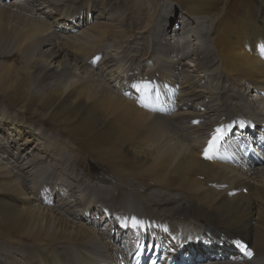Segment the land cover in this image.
<instances>
[{
    "label": "bare ground",
    "instance_id": "1",
    "mask_svg": "<svg viewBox=\"0 0 264 264\" xmlns=\"http://www.w3.org/2000/svg\"><path fill=\"white\" fill-rule=\"evenodd\" d=\"M263 1L243 0L235 8V0H0V47L17 42L25 61L21 68L0 62V101L13 111H0V131L6 123L11 130L0 132V238L44 231L39 245L47 238L61 245L50 264H119L118 253L125 262L121 245L112 243L123 234L98 212L100 203L161 223L171 236L163 228L153 232L157 240L172 243L173 251L198 253L207 264H231L224 237H239L254 250L251 260L235 264H264V142L258 140L264 139ZM84 10L96 12L94 22L86 15L80 21ZM60 32L70 33L68 45L55 41ZM136 36L141 43L131 54ZM98 53L102 59L93 67L87 61ZM137 76L155 77L167 105L175 92L176 113L144 110L122 97L119 90ZM16 115L48 121L69 135L92 132V142L112 146L110 154L82 172L71 139L61 153L56 138L47 147L33 136L20 141ZM221 118L245 120L248 129L227 147L241 141L257 162L233 150L230 163L216 151L205 158V138ZM195 119L201 120L196 126ZM161 132L169 134L167 141H160ZM35 134L46 136L41 126ZM44 163L48 167L36 169ZM57 165L64 166L60 173ZM56 173L63 178L47 183L55 204L46 206L41 194L48 189L38 182ZM33 198L40 204L30 205ZM95 214L103 219L94 222ZM205 230L212 236L199 233ZM192 232L197 242L185 243ZM34 253L38 264H47ZM5 255L0 264H15L14 255Z\"/></svg>",
    "mask_w": 264,
    "mask_h": 264
},
{
    "label": "rangeland",
    "instance_id": "2",
    "mask_svg": "<svg viewBox=\"0 0 264 264\" xmlns=\"http://www.w3.org/2000/svg\"><path fill=\"white\" fill-rule=\"evenodd\" d=\"M241 1H243V0H235V8L237 6H239ZM244 1L255 2V0H244ZM263 3H264V1H263ZM232 11H233V14H234L235 9L232 8ZM180 13L181 12L179 10H177L174 13L173 21L178 20V18L180 16L179 15ZM42 16H40L41 17L40 20H44V17L42 18ZM97 16L98 15L96 14V12H94L93 13V18H92L91 21L94 22L95 18ZM85 19H86V16H85ZM173 23L176 24L175 22H173ZM90 24H92V23H90ZM69 34L70 33L60 32L59 38H55L56 39L55 41L65 43V42L68 41V37L67 36ZM134 35H135V32H134L133 36ZM139 36H136L137 39L134 40L131 43V45H130V48H129L128 52L132 51L131 54L135 53L137 47L139 48L138 43L139 44L141 43V39L139 38ZM138 38H139V40H138ZM65 44H67V43H65ZM17 47H18L17 42H13V41L9 42L8 44H6L4 46H1L0 47V52H1V54H0L1 55L0 56V62L12 63L13 65H15V66H17L19 68H21L22 66L24 67L25 61H24L22 55L18 53L19 51H17ZM185 61L187 63L191 64L189 60L188 61L185 60ZM146 67L147 68H151V66H146ZM146 67L142 68V71H143V69L145 71L147 69ZM143 72H142V74H143ZM144 74H145V72H144ZM202 75H204V74L202 73ZM94 79L95 80L93 81V83L95 85L100 83L99 85L101 86L102 83L99 82L101 80V78L99 79L98 77H94ZM66 81L67 80L62 81V83L64 84V83H66ZM1 110H3L4 113H12L13 112L12 109L11 108L8 109V107H6V105L3 104L2 101H0V111ZM3 111H1V112H3ZM190 111H192V110H189V112ZM178 112L181 113L183 111H178ZM175 113H173L172 115H174ZM16 118L20 122H18V125H13V126H16V127L19 126L18 130L22 133V136H20L19 138L17 137V138L20 141L23 140L24 138H27V137H28V139H31L32 138L31 136H33L34 138H37V141L39 139V143H41L40 146L47 147V146L54 145L53 143H55V142H53V141H54V138H56L57 142H60V145L57 147V153L58 152L61 153V151H63L66 148L65 141L71 139L69 141L71 143L70 144L68 143V145H69V147L71 146L72 148H74L75 150L77 149L80 152L79 153L80 154V160H81V168H80V170L81 169L84 170L82 172H87L86 171L87 167L91 163H93V161H94V163H97V164H100L101 162L105 163V161L102 160L104 158V155L110 154L109 151L112 148V146L110 147V146H106V145H103V144L98 143V142H92V138H93L92 136L94 135L92 132H88V133H73V134L69 135V133L65 134L64 132L57 131L55 129V127L51 126L52 125L51 123L49 124L48 121H46L44 123L43 121L42 122L39 121V120L36 121V119H34V118L31 119L30 121H23V120H21L22 118L19 115H16ZM44 119H46V118H44ZM40 126H41V129H43L46 132V136H44L45 137L44 139H41L37 134H35V130L40 128ZM9 127H10V124L6 123L5 124V128L2 129L0 132L10 133L11 130H9ZM14 133L15 132H13V134ZM16 134H17V132H16ZM160 135H161L160 136L161 137V140H160L161 142L167 141V139L169 137V134L167 132H161ZM165 135H167V136H165ZM19 140H18V142H19ZM37 141L33 140L32 142H30L28 147H30L31 145L36 144ZM182 141L183 142H181V143H184L185 146L188 145V143H189V142L184 141V140H182ZM86 143H90V144H86ZM103 143H105V142H103ZM116 147H118V146H116ZM51 149L52 148H50V150ZM69 149H71V148H69ZM115 152H116L115 155H116L117 161L121 160L120 157H119L120 154H121V151L120 150H116ZM69 157L73 159L72 155H70ZM63 159L64 158H62V161H63ZM72 159L71 160H67L66 163L71 162ZM107 163L108 162H106V164H104V165H107ZM47 165H50V163L47 162ZM62 165H60V166L57 165L56 169H54L55 172L58 171L60 173L62 167L67 166L65 164H64V166H62ZM46 167H48V166H46V164L44 163L42 165H39L38 168L36 167V169H38V170L40 169L39 171H42L43 168H46ZM49 169H53V168L50 167ZM77 170H78V172H80L79 168H77ZM59 173H56V175H55L56 177H51V176L48 177L47 176V178H45V179L43 178L42 180H40L38 182L39 187L41 189L45 188V189L49 190V188L46 187L47 183H49L50 181H52V183H54V182L59 181L60 179L63 178V177L59 176ZM99 176H100V174H99ZM57 178L59 180H57ZM201 181H203V179ZM52 183H50V184H52ZM56 185H60V184L57 183ZM50 187H52V186H50ZM150 187L151 188H155L152 183H150ZM28 196H31V193L28 194ZM34 200H35L34 198H33V200H31L32 202L30 203V205H34V204L37 205V203L40 204L39 201L35 200V202H34ZM98 204H100V203H98ZM42 205L43 204H41V206ZM99 211L100 210H98V212ZM98 215H100V214H98ZM9 234L11 235V241H7V240H4V239L0 238V253H1L0 255H3V253H4V256H7L5 254L14 255L16 259L13 258L12 261L15 264H38V261H37L38 258L35 256V253H34L35 250H38L40 252V254L42 255L41 259L43 261H45V263H47V264L53 263L52 261H53V257H55V253H53L52 251L56 247H59L60 244L54 242V240H50L49 238H47V239L43 240L42 243H40L42 246L39 245V243H37V238L43 237V235L45 234L44 231L38 230V231H34V232L32 231L31 232L29 230L28 231L27 230H22L21 232L12 231L11 233L9 232ZM73 242L75 244L77 243L74 240H73ZM60 247H61V245H60ZM58 251H63V248L58 250ZM89 254L90 253H88V255ZM45 255H49V256L45 257Z\"/></svg>",
    "mask_w": 264,
    "mask_h": 264
},
{
    "label": "snow or ice",
    "instance_id": "3",
    "mask_svg": "<svg viewBox=\"0 0 264 264\" xmlns=\"http://www.w3.org/2000/svg\"><path fill=\"white\" fill-rule=\"evenodd\" d=\"M133 87H135L139 90V89H141V87L147 88L148 84L147 83H145L144 85H135L134 84ZM221 133H222V129L219 127L213 133L212 138L208 141V145L205 147L204 152H203L205 158H209V159L211 158L210 154L213 152L214 146L216 145L217 141L221 138ZM134 223H135V221H134ZM248 254L251 255V252L249 251Z\"/></svg>",
    "mask_w": 264,
    "mask_h": 264
}]
</instances>
